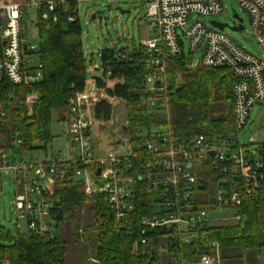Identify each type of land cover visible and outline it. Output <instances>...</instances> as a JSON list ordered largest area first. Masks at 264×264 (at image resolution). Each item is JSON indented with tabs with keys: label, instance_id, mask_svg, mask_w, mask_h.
<instances>
[{
	"label": "built area",
	"instance_id": "built-area-1",
	"mask_svg": "<svg viewBox=\"0 0 264 264\" xmlns=\"http://www.w3.org/2000/svg\"><path fill=\"white\" fill-rule=\"evenodd\" d=\"M95 1L73 0L78 12L81 3ZM235 1L249 14L259 56L238 45L226 28L220 30L213 21L208 25L199 19L188 23L192 16L214 18L221 14L222 0H147V39L140 41L139 47L115 49L113 57L126 63L133 61L135 53H145L139 63L150 71L145 79L146 102L156 111L162 101L167 123L147 131L148 137L140 135L145 132L142 130L137 142L123 130L129 140L124 153L105 154L96 147L93 128L98 120L94 111L108 96L93 82L91 88L68 101L65 124L70 150L66 158L47 151L42 159L39 155L31 160L23 156L16 159L9 151L0 150V170L14 175L17 220L26 222V233L46 240L57 235L53 187L59 178L72 174L84 184L88 199H105L115 216L116 231L127 227L130 233L139 234L138 248L149 256L150 264H224L220 244L210 241L205 229L240 219L234 207L242 204V198L227 193V176L240 178L245 194L258 190L264 181V139L251 138L240 144L237 136L247 126L255 106L264 102V0ZM32 13L37 18L33 27H37L38 17L56 23L58 16L71 13L69 22L76 21L67 0H0V83L7 80L14 86L31 87L44 77L43 65L23 25ZM239 25L235 19L234 26ZM181 56L188 59L191 68L231 71L236 79L232 89L235 135L218 139L174 137L167 100V64ZM192 56H199L196 64ZM89 70L92 73L93 66ZM111 77L108 70L106 78ZM39 98L38 93L26 96L29 111ZM5 117L7 109L0 102V120ZM207 169L219 177L215 191L219 209L211 212L199 207L196 188L197 174ZM212 213L227 216L221 224H211ZM16 226L20 231L19 224Z\"/></svg>",
	"mask_w": 264,
	"mask_h": 264
},
{
	"label": "trees",
	"instance_id": "trees-1",
	"mask_svg": "<svg viewBox=\"0 0 264 264\" xmlns=\"http://www.w3.org/2000/svg\"><path fill=\"white\" fill-rule=\"evenodd\" d=\"M75 22H69L70 14L58 16V22L38 17L37 29L40 44L35 54L43 65V79L31 87H18L7 80L0 83V102L5 104L7 117L0 120V150L33 159L47 153L54 141L53 117L59 123L68 119V101L77 93L88 89L89 67L83 48V30L78 4L67 0ZM97 18V16H96ZM114 49L104 48L100 59L104 77H91L98 88L107 93V99L96 106V120H108L113 115L111 101L120 100L127 108L128 135L133 142L142 130L150 131L167 123V114L158 102L156 111H151L146 102L145 79L149 74L144 64V52L133 55L132 62H118ZM112 71L107 79L106 72ZM236 79L229 69L191 68L185 56L173 58L167 64V100L170 124L175 138L186 139L205 135L211 139L224 138L237 133L234 121L233 86ZM30 93L40 98L32 110L25 105ZM143 132V131H142ZM18 134V135H16ZM27 154H30L31 157ZM264 161V156H263ZM218 176L211 170L197 174V198L201 210L219 209L215 205ZM227 193L239 194L242 204L236 209L240 216L237 223H225L206 227L210 241L220 244L223 259L235 251L256 252L264 249V181L258 190L245 194L241 179L227 176ZM57 207L53 212L57 235L43 239L30 233L18 232L15 236L0 227V264H65L66 248L61 237V226L70 214L83 210L87 202H94L96 246L94 259L98 264H147L149 256L142 255L138 248V233L120 229L116 231V219L108 210L102 196L88 199L84 184L66 174L53 187ZM141 205H139V208ZM138 215L141 214L137 209ZM82 230V229H81ZM84 235H86L84 231ZM242 257V256H241Z\"/></svg>",
	"mask_w": 264,
	"mask_h": 264
},
{
	"label": "rangeland",
	"instance_id": "rangeland-1",
	"mask_svg": "<svg viewBox=\"0 0 264 264\" xmlns=\"http://www.w3.org/2000/svg\"><path fill=\"white\" fill-rule=\"evenodd\" d=\"M14 1V0H13ZM223 11L214 18H198L190 17L188 23L191 24L199 19L201 22L210 24V21H216L222 24H228L229 27L225 32L238 45L247 49L249 52L259 56V46L252 37L249 23V14L243 11L235 0H222ZM147 0H120V1H104L81 3L79 6V17L83 30V48L87 55L88 67L93 66L92 73L89 72L88 88H91V77H104V71L100 59V51L104 48H112L117 50L125 49L135 45L139 47L140 41L147 39V24L145 14L147 10ZM243 20L245 30L233 31L235 23V15ZM96 15L95 20L92 19ZM37 22L35 13L26 16L23 25L27 29L26 38L36 51L39 48L40 39L39 32L33 23ZM188 56V49L185 50ZM199 56L191 57L193 64H196ZM193 69H195L193 67ZM112 102V101H111ZM113 115L110 119L105 120L103 117L95 124L94 140L96 147L101 153L118 154L124 153L125 147L128 146L129 140L123 132V127L127 125V108L125 103L120 100L112 102ZM143 137H148L147 130H144ZM52 133L54 141L48 148V152H54L63 158L67 157L70 145L66 136V124L59 123L57 116L53 117ZM240 144L248 143L251 138L257 140L264 139V102L256 105L250 114L247 126L237 133ZM30 154H27V156ZM21 157V155H13ZM40 158L44 157L41 153ZM15 200V181L11 171L0 170V227L9 230L13 236L18 232L26 233V222L17 220ZM95 203L87 202L83 210L73 212L69 216V220L61 226V237L66 248L65 264H98L94 259V248L96 246L95 225ZM227 215L222 213H212L210 222L221 224ZM229 216V215H228ZM17 224L21 228L17 230ZM82 229V230H81ZM84 231L86 235H84ZM239 254L237 257L227 254L230 263L237 264H253L254 257L257 255V263L264 264V249L260 254L255 252L235 251ZM242 256V257H241ZM232 257V258H231Z\"/></svg>",
	"mask_w": 264,
	"mask_h": 264
},
{
	"label": "water",
	"instance_id": "water-1",
	"mask_svg": "<svg viewBox=\"0 0 264 264\" xmlns=\"http://www.w3.org/2000/svg\"><path fill=\"white\" fill-rule=\"evenodd\" d=\"M92 19L93 20H95L96 19V15H93V17H92ZM235 19L237 20V21H239L240 22V25L239 26H234V24H233V31H243L244 30V26L242 25V23H243V20L238 16V14L237 15H235ZM212 25H214L215 27H217V28H219L220 30H224L225 28H228L229 27V25L228 24H222V23H219V22H216V21H213L212 22ZM123 130L125 131V132H127L128 131V128L125 126L124 128H123ZM100 173V171H98V174ZM148 264V263H147ZM150 264V263H149Z\"/></svg>",
	"mask_w": 264,
	"mask_h": 264
},
{
	"label": "crops",
	"instance_id": "crops-1",
	"mask_svg": "<svg viewBox=\"0 0 264 264\" xmlns=\"http://www.w3.org/2000/svg\"><path fill=\"white\" fill-rule=\"evenodd\" d=\"M260 252H261V251H256L254 254H260ZM233 255H234V254H232L231 256L233 257ZM232 257H231V258H232ZM253 257H254V258H253L254 261H256V262H254L253 264H255V263H257V258H256L257 255H253ZM229 259H230V258H229ZM229 259H227V260L225 259V260H224V264H237V263H233V262L230 263Z\"/></svg>",
	"mask_w": 264,
	"mask_h": 264
}]
</instances>
